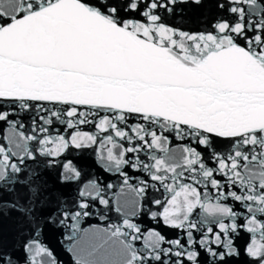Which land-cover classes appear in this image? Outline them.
I'll use <instances>...</instances> for the list:
<instances>
[{
    "label": "snow or ice",
    "instance_id": "obj_1",
    "mask_svg": "<svg viewBox=\"0 0 264 264\" xmlns=\"http://www.w3.org/2000/svg\"><path fill=\"white\" fill-rule=\"evenodd\" d=\"M0 264H264V0H0Z\"/></svg>",
    "mask_w": 264,
    "mask_h": 264
}]
</instances>
